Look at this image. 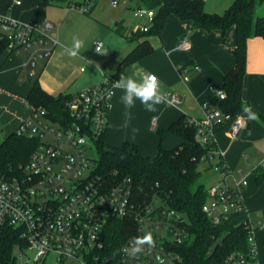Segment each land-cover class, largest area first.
<instances>
[{"label":"built area","instance_id":"2783aa9c","mask_svg":"<svg viewBox=\"0 0 264 264\" xmlns=\"http://www.w3.org/2000/svg\"><path fill=\"white\" fill-rule=\"evenodd\" d=\"M73 6L84 12L91 10L90 3ZM154 12L144 6L135 9V15H146L151 21ZM140 29L146 31L148 25ZM0 33L8 40L10 52L26 53L23 66L31 74L40 61L52 55L59 43L57 26L48 19L22 21L0 13ZM101 46L102 42L97 41L96 49ZM178 47L188 49L190 44L182 38ZM195 69L199 71L200 67L195 65ZM120 75L124 73L106 76L102 82L72 93L66 102L71 123L53 120L44 108L36 109L27 103L32 113L16 132L37 138V147L17 173L0 175V230L9 224L17 228L23 238V243L14 251L17 264H179L181 256L175 246L188 236L182 224L185 218L168 205H162L157 196L149 200L137 198L130 177L111 185L103 184L87 153L88 142H96L106 130L117 88L115 82ZM209 89L225 97L222 88L209 86ZM165 98L169 105L180 102L179 96L171 91L165 93ZM201 106L204 117L190 121L196 125V139L202 144L207 143L210 136L215 139L216 124L230 120L233 138L247 125L240 114L224 113L210 101L202 102ZM155 121L153 118V126ZM246 184L244 179L230 186L215 185L208 190L209 198L203 210L214 223L227 218L233 210L247 209L242 196ZM113 218L134 223L123 247L128 246L132 238L146 233L152 234L155 246H145L135 258L119 252L115 261L104 262L106 258H113L104 241L105 227ZM248 220L252 257L235 251L225 264H260L255 232L264 227V222L253 221L250 214Z\"/></svg>","mask_w":264,"mask_h":264},{"label":"crops","instance_id":"0c3cea01","mask_svg":"<svg viewBox=\"0 0 264 264\" xmlns=\"http://www.w3.org/2000/svg\"><path fill=\"white\" fill-rule=\"evenodd\" d=\"M19 1L0 0L1 13L22 21H53L58 29L59 43L47 60L37 64L33 74L23 66L26 53L7 50L0 59V132L5 136L15 131L31 115L32 108L27 105L26 96L36 81L50 93L72 94L118 72L136 79L151 73L158 76L163 94L174 92L180 102L170 106L166 101L157 105L155 112H149L137 100L134 107L125 109L120 101L123 91L116 88L109 109L105 139L114 146L130 141L137 145L141 154L156 155L161 146L172 148L182 141L173 132L162 136L160 131L167 129L181 116L201 117L203 111L200 104L214 94L209 86L222 88L224 74L235 65L231 51L235 46L233 26L225 33L217 29L207 31L192 28L189 20L170 16L163 32L149 37L155 50L141 59L122 64L127 54L143 40L130 39L129 36L133 30L147 25L146 22L127 27L125 18H119L118 12L103 19L97 9L91 7L90 12H84L73 6L85 3L91 5V0ZM233 1L204 0V3L209 12H223ZM116 2L117 6L119 1ZM137 4V7H147L140 0ZM140 17L150 21L146 15ZM100 19L106 22L108 28L102 30ZM74 37L84 41V47L75 58L69 57L64 51L71 47ZM182 38L188 40V49L177 46V41ZM97 41L102 42L100 53L95 50ZM195 65L200 67L199 71ZM242 96L243 108L250 105L258 116L264 114V37L253 36L247 41ZM243 108L238 114L246 119L247 125L241 134L233 138L229 129L231 121L227 120L223 128L225 130L219 137L221 155L226 157L231 167L238 166L249 149L264 155V123L260 117L254 121L248 120ZM126 112L130 113V119L125 115ZM153 118H156L155 126ZM243 188L242 196L251 219L264 222V181L257 182L251 178ZM255 244L258 261L264 264V227L255 232Z\"/></svg>","mask_w":264,"mask_h":264},{"label":"trees","instance_id":"16d2710c","mask_svg":"<svg viewBox=\"0 0 264 264\" xmlns=\"http://www.w3.org/2000/svg\"><path fill=\"white\" fill-rule=\"evenodd\" d=\"M140 1L154 9L153 23L146 31L140 28L132 31L130 39L143 40L127 54L122 64L141 59L155 50L149 37L161 34L167 17L171 14L182 20H189L192 28L207 31L217 29L225 33L233 26L235 46L231 51L235 65L223 76L222 89L225 97L221 98L214 93L209 96V101L224 113L237 114L244 106L242 92L247 64V41L253 36L264 37V15L255 16L256 6L263 0H234L223 12L207 11L204 0ZM7 50L8 40L2 37L0 59ZM70 95L50 93L36 81L26 96V102L33 108H44L53 120L71 123L73 120L66 103ZM259 117L264 123V114H259ZM224 127L225 123L216 124L215 133ZM167 132L179 135L182 141L172 148L161 146L156 155L141 154L137 145L130 141H125L121 146L110 145L104 132L96 140V176L106 185L130 177L137 198L149 200L157 196L162 205H168L185 218L182 224L186 227L188 236L175 246L181 256L179 264H225L228 256L235 251H241L247 258H251L247 209L233 210L218 223H214L203 210L209 192L200 181L202 170L199 165L205 161L207 169L216 164L224 175L229 173L223 156H217L216 140L210 136L205 144L197 141V127L185 116L179 117L167 129L160 131L162 136ZM37 144V138L18 134L16 130L6 135L0 141V175L17 173L20 165L29 160ZM254 172L257 182H263L264 166ZM133 228L134 223L127 219L113 218L109 221L104 230V241L107 252L112 253L113 258H106L104 262L115 261L118 250ZM22 243L23 238L17 228L9 224L3 226L0 230V264H17L14 251Z\"/></svg>","mask_w":264,"mask_h":264},{"label":"rangeland","instance_id":"374dc122","mask_svg":"<svg viewBox=\"0 0 264 264\" xmlns=\"http://www.w3.org/2000/svg\"><path fill=\"white\" fill-rule=\"evenodd\" d=\"M119 4L115 7L112 6V0H91V7L92 9L94 8L95 10H99L101 13L102 18L106 19L107 16H111L114 12L119 13V18H125V24L127 27H132L135 25H138L142 22H146L148 26H151L153 21H148L146 20L145 17H140L136 16L134 14V10L137 7V3L139 0H118ZM91 9V10H92ZM1 13V11H0ZM4 14V13H3ZM6 15V14H5ZM259 15H264V0L256 6L255 9V16ZM172 17H177L174 14H171L167 17L166 23L161 31L163 32L164 28L166 27L168 20ZM100 19V24L102 25V30L108 28L106 22ZM104 21V22H101ZM177 46H178V41H177ZM151 54V53H150ZM206 101H209V98L206 99ZM168 104V103H167ZM169 105V104H168ZM171 106V105H170ZM200 107L203 111V108L200 104ZM204 111L203 115L201 117H195V116H190V119H199L204 117ZM54 123V126H57V124ZM227 122H225V125ZM225 129H222L220 131H217L215 133V140H217V156L221 154V146L219 144V137L221 134H223ZM5 137V134L0 132V141L3 140ZM88 155L92 159V164L95 166L97 159H98V151H97V145L96 142L94 141H89L88 142V150H87ZM223 156V155H222ZM223 158L226 161V164L229 167V173L227 175H224L223 172L220 171V167L214 164L211 168L207 169L205 166L207 162H202L199 167L202 170L201 176H200V181L205 185V188L209 190L212 186H226V185H232L235 184L236 181H242V180H247V183L253 178L256 180L255 177V169L259 168L262 166V162L264 161V155L259 154L257 151L249 149L247 151V154L245 153L243 156L242 161L239 162L238 166L231 167L225 156ZM217 159V157H216ZM215 159V160H216ZM214 160V162H216ZM242 191H244V188H242ZM244 195V192H243ZM210 200V199H209ZM259 230V229H258ZM257 231V230H256Z\"/></svg>","mask_w":264,"mask_h":264},{"label":"clouds","instance_id":"9594fccd","mask_svg":"<svg viewBox=\"0 0 264 264\" xmlns=\"http://www.w3.org/2000/svg\"><path fill=\"white\" fill-rule=\"evenodd\" d=\"M112 6H116V0H112ZM83 47L84 41L78 37H74L71 47L65 48L64 51L69 57L75 58L80 54V50ZM95 50L97 53H100L99 48ZM115 86L123 91L120 101L123 103L125 109H131L135 106V102L139 100L144 105L146 111L155 112L157 105L166 102L165 95L161 91L159 78L155 74L146 73L140 76L139 79L120 75L119 79L115 82ZM243 112L248 120L254 121L259 119L258 114L253 111L250 105H246L243 108ZM125 115L129 119L131 118L129 112H126ZM145 246L149 248L155 246V240L151 233L132 238L128 246H122L118 251L135 258L144 250Z\"/></svg>","mask_w":264,"mask_h":264},{"label":"water","instance_id":"95a60500","mask_svg":"<svg viewBox=\"0 0 264 264\" xmlns=\"http://www.w3.org/2000/svg\"><path fill=\"white\" fill-rule=\"evenodd\" d=\"M78 130L81 132L82 131V129H81V127L80 126H78Z\"/></svg>","mask_w":264,"mask_h":264}]
</instances>
